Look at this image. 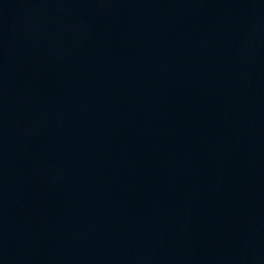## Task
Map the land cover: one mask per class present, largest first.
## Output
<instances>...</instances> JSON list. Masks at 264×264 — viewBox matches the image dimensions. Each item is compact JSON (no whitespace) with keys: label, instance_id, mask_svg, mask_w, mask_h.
<instances>
[{"label":"water","instance_id":"obj_1","mask_svg":"<svg viewBox=\"0 0 264 264\" xmlns=\"http://www.w3.org/2000/svg\"><path fill=\"white\" fill-rule=\"evenodd\" d=\"M0 264H264V0H0Z\"/></svg>","mask_w":264,"mask_h":264}]
</instances>
